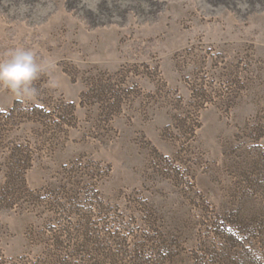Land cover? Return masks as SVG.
I'll list each match as a JSON object with an SVG mask.
<instances>
[{"label": "rangeland", "instance_id": "rangeland-1", "mask_svg": "<svg viewBox=\"0 0 264 264\" xmlns=\"http://www.w3.org/2000/svg\"><path fill=\"white\" fill-rule=\"evenodd\" d=\"M0 264H264V0H0Z\"/></svg>", "mask_w": 264, "mask_h": 264}, {"label": "clouds", "instance_id": "clouds-1", "mask_svg": "<svg viewBox=\"0 0 264 264\" xmlns=\"http://www.w3.org/2000/svg\"><path fill=\"white\" fill-rule=\"evenodd\" d=\"M52 61L37 63L35 53L25 48H15L0 60V87L6 88L15 95L34 96L32 82L38 78L45 65Z\"/></svg>", "mask_w": 264, "mask_h": 264}, {"label": "bare ground", "instance_id": "bare-ground-1", "mask_svg": "<svg viewBox=\"0 0 264 264\" xmlns=\"http://www.w3.org/2000/svg\"><path fill=\"white\" fill-rule=\"evenodd\" d=\"M251 1V0H250ZM257 1H260V0H257ZM263 1V0H262Z\"/></svg>", "mask_w": 264, "mask_h": 264}]
</instances>
